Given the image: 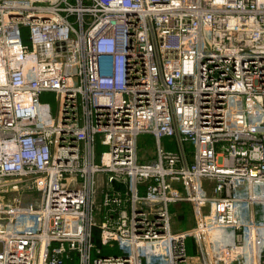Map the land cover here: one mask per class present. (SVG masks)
Wrapping results in <instances>:
<instances>
[{"label": "built area", "instance_id": "built-area-1", "mask_svg": "<svg viewBox=\"0 0 264 264\" xmlns=\"http://www.w3.org/2000/svg\"><path fill=\"white\" fill-rule=\"evenodd\" d=\"M0 221V264H264V0H0Z\"/></svg>", "mask_w": 264, "mask_h": 264}, {"label": "rangeland", "instance_id": "rangeland-1", "mask_svg": "<svg viewBox=\"0 0 264 264\" xmlns=\"http://www.w3.org/2000/svg\"><path fill=\"white\" fill-rule=\"evenodd\" d=\"M42 101L49 103L53 116L56 113V95L54 93H44L41 96ZM164 145L168 150L175 151L177 150V145L174 140L164 138L163 140ZM152 146V147H151ZM153 149V144L151 142V138L148 135H141L138 141V155H149L151 150ZM103 149V148H102ZM191 150V147L187 148V151ZM188 204L185 203H177L171 206L172 211V221L174 223V227L181 229V230H191L194 226V218L191 212V209ZM2 221H0L1 223ZM104 250V249H103ZM189 252L190 248L188 249ZM94 256V255H93Z\"/></svg>", "mask_w": 264, "mask_h": 264}]
</instances>
